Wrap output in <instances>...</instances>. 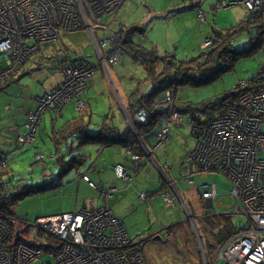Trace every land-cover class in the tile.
<instances>
[{
    "label": "built area",
    "instance_id": "2783aa9c",
    "mask_svg": "<svg viewBox=\"0 0 264 264\" xmlns=\"http://www.w3.org/2000/svg\"><path fill=\"white\" fill-rule=\"evenodd\" d=\"M126 1L0 0V88L16 76L41 44L59 40L62 32L86 29L102 67L121 62L125 55L122 28L111 31L101 21L115 15ZM220 2L219 6L241 4L254 15L263 13L264 37V0ZM197 17L205 22L204 12L199 11ZM96 27L104 30L100 38L95 35ZM213 41V36L207 37L202 46L210 47ZM94 73L95 66L87 59L65 53L59 82L36 99L35 110L26 116V132L17 135V142L22 145L34 141L46 111L60 109L72 101L77 109L83 108L82 96ZM234 91V99L223 109L190 122L196 143L185 160L202 172L224 176L232 184L229 196L236 213L246 218V225L229 234L210 256L205 255L203 264H264V61L257 77L241 81ZM160 102L169 107L170 117L156 131V146L167 139L171 122L183 123L182 113L174 111L169 91ZM149 118L150 111L136 104L134 121L148 124ZM133 129L137 137L135 126ZM126 154L128 166L119 164L115 172L130 183L128 170L135 171L140 166L141 154L131 148ZM36 156L38 160L46 157L43 153ZM6 164L7 154L0 150V165ZM89 185L94 186L91 181ZM174 186L175 181L166 177L161 200L168 206L179 198ZM111 190H106L103 196L108 198ZM217 190V185L210 182L200 184L197 192L202 201L209 202L214 201ZM147 197V193H140L139 200L145 201ZM33 225L36 231L54 240L49 243L39 237L34 245L30 239H17L0 217V264H147L143 244L130 238L123 222L107 204L97 206L92 200L78 212L39 217Z\"/></svg>",
    "mask_w": 264,
    "mask_h": 264
},
{
    "label": "rangeland",
    "instance_id": "374dc122",
    "mask_svg": "<svg viewBox=\"0 0 264 264\" xmlns=\"http://www.w3.org/2000/svg\"><path fill=\"white\" fill-rule=\"evenodd\" d=\"M196 1H198L197 4L201 11L206 15L205 22H201L198 19V12L195 10V7L192 6ZM196 1L127 0L126 3L124 2L122 4L121 7H123L124 4L125 6L118 17L112 15L104 18L101 22L109 25L110 29L113 31H119L118 27L121 23L124 25V27L121 28L124 29L133 23L140 22L141 26L146 28L144 34L145 39L142 43L146 48L152 49L160 58V61L164 62L160 65L157 64V69L163 70L166 64H170L172 61L181 65L182 62L193 60L199 56L203 50L205 51L208 48L202 46L203 41L207 37L213 36L216 31L220 32L237 25L247 12L241 4L219 6L220 1L228 4L230 1L237 0ZM184 7L188 8L180 12L174 11L175 8L178 10ZM260 17L262 19L261 14ZM233 38V47L236 50H247L252 45L250 37L246 32L239 33ZM137 41L139 42V39L136 38L135 43H137ZM40 46L41 52L34 54V56L32 55L33 57L25 67L26 73L24 72V76L20 77L18 81L11 83L6 89L0 92V148H2V146L5 147L4 140L7 137V133H9L10 127L20 124V120L25 113L24 106H26L29 97H34L41 90L42 79H45L49 75V71L53 68L55 60L62 56L63 47L70 56L85 57L95 66V73L90 82L92 84L89 87V83L88 87L93 94H99L102 100H104V97L101 96L104 95L106 96L105 100L112 103L111 96L116 97L117 100L120 101L119 103L122 104L121 107L127 112L128 126L132 131L134 130L135 105L138 104L139 106H143L144 104L146 106L147 102H144L145 93L153 88L152 91L155 94L156 89L153 87L154 82H152V80L148 81L145 79L148 77V73L143 62L141 60H135L129 49H126V52H124V61L122 60L123 65L104 68L99 65L98 57L95 54V44L92 42V37L86 30L62 32L60 33L59 42L45 43ZM167 52H170V56H173V58H171L169 54L165 55ZM49 55L50 58L48 59L47 56ZM169 59L171 60L168 61ZM263 60L264 41L261 47L254 48L249 55L240 56L233 62L232 68L220 72L210 81L197 86H194V84L179 86L177 93H175L176 95L174 94L172 96L171 94L174 109L175 105L179 107L184 106L183 104H186L184 103L186 101L197 106L208 100L220 97L223 94L234 92V87L241 81L249 82L259 73ZM27 69L29 70L27 71ZM23 80H26V87L17 86L21 84ZM157 87H159V85ZM134 88H138L135 96L133 91ZM110 93L112 94L110 95ZM129 96V100H125V97ZM180 98L183 104L179 102L181 101ZM149 102L152 104L148 103L152 106V111L153 107L163 105H157L158 102ZM100 104L103 106L102 101H100ZM113 105L116 110L115 104ZM95 110H93L94 118L97 119L100 110L98 108H95ZM72 113L73 114H71V112H64L65 115L61 116L57 115L59 113L52 114L51 111H46L42 115L41 122L37 127L34 141L32 143H23V146L20 148L15 146L16 143L11 146L10 153L7 156L8 166L6 168L9 175L3 174L4 167L0 165V182L8 180V177H10L9 180L12 183H15L17 179H21L20 181L24 184H30L35 187L38 185L40 186L34 193H28L23 199L19 200L14 207L18 215L30 222H34L35 219L39 217L74 212V209L80 211L83 206L92 200L94 204H96L97 201H99V204L103 203L102 195L97 190L92 191L84 189L81 186L80 189L76 191V185H73V190L70 189L72 187L71 182H73L71 180L74 179L75 181L77 179L74 168L68 170L63 179L67 190L66 188L53 187L54 185L51 188H44L46 185L44 186L43 183L51 182L53 177L52 174L61 172L62 167L58 170V166L49 164V160H46L48 158L45 160H38L36 155L38 153H43L48 156L51 151H55V146L53 145L54 131H58L61 127H64V125L66 126V121L76 115L75 111H72ZM182 114L183 123L175 124L171 122L170 137L168 135L167 139L159 146L155 145L156 141L151 144L149 143L151 146L154 145L151 149L144 139V142H141V137H138L144 156H139L141 159L139 161L140 166L136 167L135 171L131 169L128 171L129 175L133 177V175H136L144 167L143 161L145 159H150L154 162V165L152 162H148V165L154 171L153 175H158L159 180L162 176L164 182L166 177L169 176L164 167H162L157 160L155 161V153L156 150L162 147L166 142L165 145L167 148L164 149L163 147L159 149L157 156L162 155V151L166 150L167 158L171 160L170 163L173 164L172 171L175 174L173 177L178 178V189L182 193L186 204L190 205L188 196L192 197V204L198 212L196 213L191 210V207L185 210L183 203L177 198L179 203L175 205L172 204L173 206L169 205V207L171 206V209H175V216L178 215V221L176 222H180L175 225H172L174 222L169 224H158V227L161 228L166 224H168V226L172 225L171 234L168 236L165 233L161 235L165 237L160 236L161 238L159 237V239H153V236H150L152 237L151 239H146L150 232L147 231L148 227L145 214L142 210L143 206L127 217H125L123 213L128 209V205L124 206L120 204L118 207V215L125 219L130 238L133 240H144L143 250L147 264H203L204 256H210L214 252L215 247L219 244V240L216 239L213 247L210 246L213 244L212 241H208L210 247L206 249V242L202 234L199 233V228L195 220V218H197L195 216L199 213H203L202 211L208 210L209 215L212 216L217 223L231 224L233 226L231 227L232 230L233 228L240 229L246 225V218L242 214L236 213L234 201L229 196L232 184L221 174L216 172H202L198 170L196 165L188 163L185 160V155L194 147L196 138L191 130L192 126L189 120L191 115L190 111L183 112ZM195 114L199 119H204L207 116L204 112H196ZM165 115L167 117L163 118L164 120L161 121L157 127L166 122L165 120L170 117L169 114ZM262 132H264V124L262 125ZM128 148L130 147H127V149ZM82 153H86V149H82ZM128 162L130 161L128 160ZM91 164L92 162L86 163L83 168L80 170L77 169L78 173L85 171ZM45 171L47 172L46 175H44ZM140 176H143V174ZM158 178L153 177V180H151L152 186L159 185L160 182ZM83 180L87 182V180L91 179L85 176ZM210 182H214L217 185V196L214 201H202L197 192V185ZM51 184L49 185L51 186ZM175 186L174 189L176 190ZM142 188L146 189L147 187L142 186ZM156 196H158V194ZM210 202L213 206L207 209L206 205H209ZM162 206L161 204L159 205V210L163 211L162 214H166L167 210H169L168 218H170L172 216L170 211H173L171 209L162 208ZM194 227L197 228L201 239L197 236V231ZM167 231H169L168 227L165 228V232ZM228 236L229 234L224 237L222 241Z\"/></svg>",
    "mask_w": 264,
    "mask_h": 264
},
{
    "label": "crops",
    "instance_id": "0c3cea01",
    "mask_svg": "<svg viewBox=\"0 0 264 264\" xmlns=\"http://www.w3.org/2000/svg\"><path fill=\"white\" fill-rule=\"evenodd\" d=\"M197 2L198 1L194 2V4L192 6H194L195 10L197 12H199V11H201V9L198 6ZM124 6H125V4L115 14L116 17H118L120 15ZM188 7H190V6H188ZM188 7H184V8L178 9V10L175 8L174 11L180 12V11H182ZM191 9H192V7H191ZM102 25L107 26L108 29L111 30L109 25L104 24V23H102ZM131 25H141V23L136 22V23H133ZM121 27H124V25L122 23L119 25L118 29H120ZM126 28L127 27H125V29ZM83 30H86V29H79L76 31H83ZM145 30H146V28H144L142 35L145 34ZM111 31H113V30H111ZM114 31H116V30H114ZM72 32H75V31H72ZM83 34H85V33H83ZM103 34H104V30L96 27L95 35L97 36V38H100ZM57 41L59 42L60 39ZM57 41H55V42H57ZM46 44H48V43H46ZM39 52H41V48H39L37 53H39ZM37 53H35V54H37ZM65 53H67V55L70 56L68 54L67 50L63 47L62 56L59 59L55 60V63H53L54 64L53 68H51V70L49 71V75L45 79H42L41 90L34 97H29V99L26 103V106H24L25 107V113H24L22 119L20 120V124H16V125L10 127L9 133H7V137L4 140L5 147L2 146V148H0V150L4 151L7 154V156L10 153L11 146L14 143H16L15 146H17V148H20L23 146L17 142V139H16L17 135L18 134H24L26 132V128H25L26 116H27V113L35 110V108L37 106L36 99L39 96H41L46 90L50 89L51 87H53L54 85H56L59 82V80L61 78L60 77V68H61L63 58L65 56ZM95 54H96V52H95ZM167 54H169V56L171 55L170 52H167L165 55H167ZM33 56H31L23 65H21L16 76L13 77L10 82L3 85L0 88V92H2L4 89H6L7 86H9L11 83L18 81L20 77L24 76V72L26 73L25 67L28 64L29 60ZM70 57H72V56H70ZM74 57H80V56H74ZM47 58L49 59L50 55L47 56ZM81 58H85V57H81ZM134 58H135V60H138V61L141 60V58H139V57L138 58L134 57ZM85 59H87V58H85ZM132 60L135 61L134 59H132ZM123 61H124V59H123ZM123 61H121L122 63L119 62L120 64H114L111 66L112 67L113 66L114 67L115 66H117V67L121 66V65H123ZM111 66H109V67H111ZM28 70L29 69H27V71ZM91 84L92 83H90L89 87L91 86ZM17 86L26 87V80H23L21 82V84H19ZM89 87H88L87 91L85 92V94L82 96V100L84 103L83 108L77 109L75 106V103L72 101L60 109H51L49 111H51L52 114L59 113L57 115H61V116L65 115L64 112L65 113L71 112V114H73L72 111H75L76 115H74L72 118H70L68 120L73 121L74 118H81L83 116L82 117L83 118V124L85 125L84 130H86L89 134L91 133V134L98 135V133H99L98 128H99L100 124L102 122L104 124L106 123L109 126V129H107V131L104 132L103 136H104L105 140H101V139L97 140L98 138L101 137L99 135L100 137H98V138L94 137L91 141L85 142L84 141L85 139H82V138L80 139V135H78L77 130L70 132L66 135H63V137H58V136L54 135L53 139L54 138L58 139V140L54 139L53 140L54 144L52 143L55 146L54 147L55 151H51L48 154V156L45 155L46 156L45 159L48 158L46 160H49L51 165L55 164L56 166H58V169H59L61 167V165L63 163H67L72 156L79 157L78 155H85L86 157L82 158V161L80 162L81 165L79 167L77 166L78 168L77 167L74 168L75 175L77 174V179L75 181H74V179L71 180V181H73V182H71L72 183V187L70 188L71 190H73V185H76V191H78L81 186L84 189H88V190H92V191L97 190L102 195V198H103V203L99 204V201H97V203H96L97 206L107 204L111 208L112 212L117 216V218L123 222L125 227H126L125 219L118 215V209H119L118 207L120 206V204H123L124 206L128 205V209H126V211L123 213L125 215V217H127L131 213H134L135 210H138L141 206H143L142 210L145 214V218L147 221V227H148L147 231L150 232L146 239L150 238V236H153V239H159L158 236H161L165 233H166V235L169 236L171 234L170 231L173 228L171 226L175 225L177 223L176 221H178V219H177L178 215L175 216V212H174L175 209H171L172 208L171 206L170 207L167 206L161 200V190L163 188V177L161 176V179L159 180L158 175L157 176L153 175L154 171L148 165V162H152L153 165H154V162L150 159H145L143 161L144 167L136 175H133L132 181L130 183H128L125 180L120 179L116 176V174L114 172V167L116 165H119V164H122L124 166H128V163H129L128 160H126V158H127V154H126L127 147H126V145H124L122 143H118L116 140H112V138L115 137L114 136L115 132L118 135H121V132L126 131V129H130V127L127 124V120H128L127 119V112L123 107H121L122 104L119 103L120 101H118L116 97L111 96L112 103L109 101H106L105 100L106 96H104V95L101 96V97H104V100H102L99 97L100 95L99 94H93ZM111 94L112 93H110V95ZM129 98H130V96L125 97V100L128 101ZM100 101L103 102V106L100 104ZM113 104H115L116 110L114 109ZM95 108H98L100 110L98 112V115H97L98 118L97 119L94 118L93 110H95ZM165 123L166 122L161 124L159 127H156L155 128L156 130H152L151 132L143 131V135L146 138L148 145H149V143L151 144V143H154L155 141L157 142V140H155L156 139V133L155 132L158 131L160 129V127L163 126ZM184 125H186V124H184ZM170 132H171V128H170ZM170 132H169V137H170ZM103 136H102V139H103ZM156 142H155V144H156ZM165 143L162 147H160L156 150L155 161L157 160L158 163L162 167H164V169L167 172V174L169 175V177L173 181H175V185H176L175 188L177 189V192L183 198V195L177 186V184H178L177 179L178 178L173 177V175H175L174 172L172 171L173 170V164L170 163L171 160H168L166 150L162 151L163 152L162 155L157 156L159 149H162L163 147H164V149L167 148ZM149 146L152 149L154 145L153 146L149 145ZM82 149H86V153L83 154ZM79 158H81V157H79ZM90 162H92L90 167H88L85 171L78 173V170L83 168L86 163H90ZM7 163H8V161H7ZM62 169H63V171L66 170L64 167ZM46 173L47 172L45 171L44 175H46ZM66 173L67 172H63V174L60 177H57V175L52 174V176H53L51 179L52 184H51V182H44L43 185L44 186L46 185L44 188H46V187L51 188L53 185H54L53 187L66 188L64 185L65 183L63 182L64 176L66 175ZM141 174H143V176H140ZM85 176L88 177L89 179H91L92 181L91 180H87V182L84 181L83 178ZM153 177L158 178V180L160 182L159 185H157V186L151 185V182H152L151 180H153ZM89 181H91L94 184V186H90ZM48 183L51 184V186ZM47 185H49V186H47ZM142 186H146L147 188L143 189ZM198 186L199 185H197V189H198ZM109 189H112L110 192V195L108 198H105L103 196V193H105V191L109 190ZM66 190H67V188H66ZM159 191H160V194H159ZM31 193H34V192H31ZM140 193H147L148 194V197L146 198L145 201L139 200ZM157 194H158V196H156ZM159 195H160V197H159ZM191 199H192V197L188 196V201H189L190 205H188V204L187 205L189 208L191 207L190 208L191 210H193L197 213L198 210H196L194 208ZM184 201H185V199H184ZM178 203L179 202L177 201V198H176L174 205L178 204ZM160 204L163 205L162 208L171 209L173 211V212L170 211V214H172V216L170 218H168L169 210L165 209V210H167L166 214H162L163 211L159 210ZM84 207L85 206H83V208ZM76 211H79V210L74 209V212H76ZM27 221H29V220H27ZM172 222H174V223L172 225L168 226V224L172 223ZM159 223H168V224L163 225L161 228V227H158ZM167 227L169 228V231L165 232V228H167ZM126 229H127V227H126ZM127 232L129 233L128 229H127ZM161 237H165V236H161ZM137 241L143 242L144 240H137Z\"/></svg>",
    "mask_w": 264,
    "mask_h": 264
},
{
    "label": "trees",
    "instance_id": "16d2710c",
    "mask_svg": "<svg viewBox=\"0 0 264 264\" xmlns=\"http://www.w3.org/2000/svg\"><path fill=\"white\" fill-rule=\"evenodd\" d=\"M261 25L262 22L260 14L254 15L253 12L247 10L244 18L237 25L220 32H214L213 36L215 38L213 44L208 47L207 50H203L199 56H197L193 60L182 62L181 65H178L173 61L168 64L166 61L167 64L163 70H158L157 64L160 65L164 62L160 61V58L156 55L155 52H153L152 49L146 48V46H144V44L142 43V41H144L145 39V35H141L139 42L135 44L124 45L125 49L130 50L132 56L141 58L148 73V77H146L145 79L148 81L152 80V82H154L153 87H155L156 89L155 94L152 91L153 88L145 93L146 99L144 98V102H147V107L144 104L143 106L150 111L148 124H139L137 122L134 123L136 131L140 136H142L146 143L147 140L143 135V131L151 132L152 130H156L155 128L161 121L164 120L163 118L167 117L165 114L170 115L168 111L169 107L167 105H162L160 102L165 94V91H169L173 96L175 93H177V89L179 86H186L190 84H194V86L202 85L205 82L210 81L212 78H215L220 72H224L232 68L233 62L236 61L240 56L249 55L254 48L262 46L264 40ZM243 32L248 33L252 45L247 50L243 49L239 51L233 47V37ZM257 75L254 78H256ZM254 78H252L250 81L254 80ZM158 85L159 87H157ZM137 90L138 88H135L133 90L134 96ZM235 95V91L230 92L229 94L226 93L220 97H216L214 99L198 104L197 106H194L187 101L184 102L186 104H183L180 98L181 101L179 102H181L184 106L179 107L175 105L174 111H178L180 113L190 111V122L199 121L200 119L196 116V112H204L208 115L217 109H223L224 106L232 102ZM149 101H152L154 103L158 102L157 105L162 106L153 107L152 111V104ZM148 103H150L151 105H149ZM82 117L74 118L73 121L68 120L69 122H66V126L64 125V127H61L58 131H54L55 135H57L58 137H63V135L77 130L78 135H80V139H85V142H89L94 137L98 138L100 136L101 137L97 140H105L103 135L104 132L109 129V126L106 123L104 124L102 122L98 128V135L91 133L89 134L86 130H84L85 125L83 124ZM114 134L115 137H113L112 140H116L118 143H122L126 145V147H130L132 150H135L144 156V152L141 149L138 138L131 128L126 129V131L124 132H121V135H118L116 132ZM54 139L58 140L57 138ZM78 156L81 158L72 156L67 163H63L64 165L62 164L61 167H64L66 170L63 171L62 169L61 172L57 174L55 173V175H57V177H60L63 172H67L68 170L76 168L77 166L79 167L81 165L80 162L82 161V158H85L86 156ZM42 160H45V158ZM7 166L8 163L4 167L3 174L9 175V172L6 171ZM9 178L10 177H8V180L0 182V217L4 218V220L8 224V227L10 228L12 233L15 234L17 239L21 237L30 239L29 242L35 245L38 241V238L42 237L46 240V242L50 243L52 240H54L50 235H44V233H41L39 230L36 231L33 222H29L27 221V219L22 218L15 212L14 208L19 200L23 199L24 196H26L28 193L34 192L35 190L39 189L40 186L38 185L35 187L33 185L31 186L30 184H24L20 181L21 179H17L15 183H12ZM202 212L203 213H199L195 216L197 217L195 218V220L196 225L199 228V233L202 234V237L206 242H204L206 249L210 246L213 247L215 245L216 239H218L220 243L224 237L236 230L234 228L232 230L231 227L233 226L229 223H217L216 220H214V218L209 215L208 210ZM149 239H151V237ZM208 241H212L213 244L209 246ZM141 243L143 244V242Z\"/></svg>",
    "mask_w": 264,
    "mask_h": 264
},
{
    "label": "water",
    "instance_id": "95a60500",
    "mask_svg": "<svg viewBox=\"0 0 264 264\" xmlns=\"http://www.w3.org/2000/svg\"><path fill=\"white\" fill-rule=\"evenodd\" d=\"M120 30V29H119ZM122 33H123V39H122V43L124 45L126 44H135V41H136V38L139 39V35L142 34V32L144 31V27L141 26V25H130L129 27H127L126 29H122L121 30ZM136 37V38H135ZM138 42V41H137ZM171 58H173V56H170ZM171 59H169L168 61H170ZM137 137H141L139 134ZM140 141L141 142H144L143 139L140 138ZM177 191V189H176ZM178 197L180 198L181 202L183 203L184 205V208L185 210H188V207L184 201V199L181 197V195L178 193ZM212 204L211 202L209 203V205L207 204L206 207L207 208H212ZM189 212V211H188ZM190 215V214H189ZM191 216V215H190ZM37 219V218H36ZM35 219V220H36ZM195 228V227H194ZM195 230L197 231V228H195ZM197 233V236L200 238L199 234H198V231L196 232ZM160 236H158L159 238Z\"/></svg>",
    "mask_w": 264,
    "mask_h": 264
},
{
    "label": "clouds",
    "instance_id": "9594fccd",
    "mask_svg": "<svg viewBox=\"0 0 264 264\" xmlns=\"http://www.w3.org/2000/svg\"><path fill=\"white\" fill-rule=\"evenodd\" d=\"M124 29H125V28H124ZM116 32H117V31H116ZM141 35H142V34L139 35L140 38H141ZM125 50H126V49H125ZM125 52H126V51H125ZM138 134H139V133H138ZM141 138H142V137H141ZM142 139H143V138H142ZM178 199H180V198H178ZM180 201H181V200H180ZM186 205H187V204H186ZM187 207H188V205H187Z\"/></svg>",
    "mask_w": 264,
    "mask_h": 264
}]
</instances>
